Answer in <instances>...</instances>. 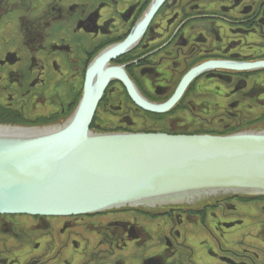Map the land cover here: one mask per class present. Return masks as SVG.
<instances>
[{
    "label": "flooded vegetation",
    "instance_id": "af4514ba",
    "mask_svg": "<svg viewBox=\"0 0 264 264\" xmlns=\"http://www.w3.org/2000/svg\"><path fill=\"white\" fill-rule=\"evenodd\" d=\"M6 17L0 123L67 121L88 79L94 128L264 131V0H0ZM127 212L0 213V264H264V192Z\"/></svg>",
    "mask_w": 264,
    "mask_h": 264
},
{
    "label": "water",
    "instance_id": "95a60500",
    "mask_svg": "<svg viewBox=\"0 0 264 264\" xmlns=\"http://www.w3.org/2000/svg\"><path fill=\"white\" fill-rule=\"evenodd\" d=\"M85 85L80 106L61 124L0 123V213H155L264 192V131L167 135L89 129L103 89L92 92L88 79Z\"/></svg>",
    "mask_w": 264,
    "mask_h": 264
},
{
    "label": "rangeland",
    "instance_id": "374dc122",
    "mask_svg": "<svg viewBox=\"0 0 264 264\" xmlns=\"http://www.w3.org/2000/svg\"><path fill=\"white\" fill-rule=\"evenodd\" d=\"M16 1H18V0H16ZM7 19L8 18L6 17V19H4V21H7ZM17 28H18V24L15 21L8 20L4 24L1 23V25H0V35H4V33H9V32L10 33H13V32H15L14 30L17 29ZM5 39H8L7 36H0V42L2 40H5ZM80 97H81V95H80ZM102 97H103V92H102V96L97 101V104L99 103V101H100V99ZM22 102H25V101H22ZM97 104H96V108H97ZM96 108H95V111H96ZM3 113H6V112H1V114H3ZM3 123H6V122H3ZM150 133H156L157 134V132H150ZM145 134H148V133H145ZM179 135H192V134H179ZM176 210H178V209H176ZM127 211H133V213H131L130 216H129V217H131V219H135V216H138V215H139L138 217H140L141 215L149 216V215L153 214V212H149V211H145V210H141V209H136V208L121 209V210H110V211L104 212L103 214L118 213V217H119V216H122V214L129 213ZM139 212H144V214L139 213ZM161 213H164V214H160L161 217L163 215H167V214H165L166 212H161ZM3 214H18V213H3ZM20 214H22V213H20ZM31 215H33V214H31ZM41 216H52V217H56V216H75V215H41Z\"/></svg>",
    "mask_w": 264,
    "mask_h": 264
},
{
    "label": "bare ground",
    "instance_id": "6f19581e",
    "mask_svg": "<svg viewBox=\"0 0 264 264\" xmlns=\"http://www.w3.org/2000/svg\"><path fill=\"white\" fill-rule=\"evenodd\" d=\"M93 118H94V116L92 117L90 123L88 124V128L89 129H92L94 127V125H93ZM96 129H98V128H96ZM98 130H104V129H98ZM104 131H112V130H104ZM167 135H172V134H167ZM102 213H104V211H98L96 213H89V215L90 216H101ZM85 214H87V213H85ZM29 215H31V214H29Z\"/></svg>",
    "mask_w": 264,
    "mask_h": 264
}]
</instances>
